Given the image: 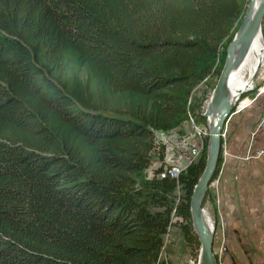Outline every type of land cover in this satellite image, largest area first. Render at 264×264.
I'll list each match as a JSON object with an SVG mask.
<instances>
[{
  "label": "trees",
  "instance_id": "obj_1",
  "mask_svg": "<svg viewBox=\"0 0 264 264\" xmlns=\"http://www.w3.org/2000/svg\"><path fill=\"white\" fill-rule=\"evenodd\" d=\"M249 2L0 0V264H172L175 217L198 261L208 138L178 182L146 171L156 131L206 123Z\"/></svg>",
  "mask_w": 264,
  "mask_h": 264
},
{
  "label": "rangeland",
  "instance_id": "obj_2",
  "mask_svg": "<svg viewBox=\"0 0 264 264\" xmlns=\"http://www.w3.org/2000/svg\"><path fill=\"white\" fill-rule=\"evenodd\" d=\"M257 75L253 87L243 93L246 96H240L239 102L244 100L247 106L234 116L236 126L245 125L248 133L239 144L237 155L231 157L230 132L234 126L226 127L222 146L223 163L218 175L221 178L211 184L210 196L203 207L212 225L213 210L216 208L219 212L218 223L213 226V251L219 264H264V157H256V152L264 149V95L257 96ZM211 81L215 79L209 77L206 84L196 89L198 96L209 91ZM206 106L207 102L203 106V113ZM191 117L196 124L206 126L207 120L204 124L198 117ZM260 140L261 144H258ZM228 159L233 162L226 165ZM180 222V218L173 219V225L164 237L161 257L172 264H189L188 260L193 255L182 238Z\"/></svg>",
  "mask_w": 264,
  "mask_h": 264
},
{
  "label": "water",
  "instance_id": "obj_3",
  "mask_svg": "<svg viewBox=\"0 0 264 264\" xmlns=\"http://www.w3.org/2000/svg\"><path fill=\"white\" fill-rule=\"evenodd\" d=\"M256 0H250L242 22L226 49V59L216 85L208 99L203 116L209 129L207 160L205 169L199 178L190 200V214L193 229L197 235L200 251L198 264H218L213 251V225L202 207V201L213 178L221 149L222 132L234 110L240 96L231 98L228 89L229 76L247 56L258 34L264 41L261 24L264 19V0L255 7ZM216 118V120H215Z\"/></svg>",
  "mask_w": 264,
  "mask_h": 264
},
{
  "label": "built area",
  "instance_id": "obj_4",
  "mask_svg": "<svg viewBox=\"0 0 264 264\" xmlns=\"http://www.w3.org/2000/svg\"><path fill=\"white\" fill-rule=\"evenodd\" d=\"M260 69L256 79L258 81L256 87L257 96L264 95V64ZM208 78L204 79L193 92L198 87L206 84ZM239 100L240 98L236 101L231 116L239 114L247 106L246 101L239 102ZM227 123L222 132V139L226 133ZM208 136L209 129L207 124L206 126H200L195 123L191 116L182 125L173 130L156 131L153 147L150 151L152 164L146 171L147 178L152 179L154 171L159 169L158 178H168L178 182L179 177L187 167L199 159L203 150L204 141ZM256 153L257 158L264 157V149H259ZM160 154H162V160L159 159ZM262 236L264 240V232ZM188 263L198 264V261L196 262L192 258L188 260Z\"/></svg>",
  "mask_w": 264,
  "mask_h": 264
},
{
  "label": "bare ground",
  "instance_id": "obj_5",
  "mask_svg": "<svg viewBox=\"0 0 264 264\" xmlns=\"http://www.w3.org/2000/svg\"><path fill=\"white\" fill-rule=\"evenodd\" d=\"M261 0L255 1V7H258ZM264 64V41L258 34L253 41L244 61L232 70L228 89L231 98H236L241 92L250 90L253 87V80L259 69ZM216 120V118H215Z\"/></svg>",
  "mask_w": 264,
  "mask_h": 264
},
{
  "label": "crops",
  "instance_id": "obj_6",
  "mask_svg": "<svg viewBox=\"0 0 264 264\" xmlns=\"http://www.w3.org/2000/svg\"><path fill=\"white\" fill-rule=\"evenodd\" d=\"M234 116L235 115L231 116L228 123H227V126H229V128H231L232 125L234 126V129H231V132H230L231 133V137H230L231 139H230V144H229V153H230L231 157L237 155V152L240 150L239 144L244 139L243 137L244 136L246 137V135L248 133V128H245V125L244 126L242 125L240 127L236 126ZM258 144H261V140ZM258 147H260V146H258ZM231 162H233V161L231 159H228L226 161V165L231 164ZM220 178H221V176L218 177L217 182L220 180Z\"/></svg>",
  "mask_w": 264,
  "mask_h": 264
}]
</instances>
